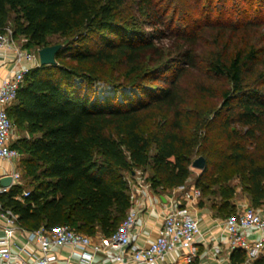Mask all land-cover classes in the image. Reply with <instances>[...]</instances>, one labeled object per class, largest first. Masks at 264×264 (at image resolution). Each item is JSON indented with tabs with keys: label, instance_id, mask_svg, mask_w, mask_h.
Listing matches in <instances>:
<instances>
[{
	"label": "trees",
	"instance_id": "obj_1",
	"mask_svg": "<svg viewBox=\"0 0 264 264\" xmlns=\"http://www.w3.org/2000/svg\"><path fill=\"white\" fill-rule=\"evenodd\" d=\"M9 23L26 49L62 45L55 64L25 74L8 108L21 180L0 203L23 230L68 225L108 237L130 206L126 175L149 167L151 188L173 189L189 179L195 152L206 161L195 187L218 198L217 215L236 212L234 179L249 206L264 203V0H0V32ZM114 64L122 81L105 72ZM188 72L211 97L206 82L218 81L209 122L186 106ZM98 81L116 92L98 98ZM217 120L225 151L210 135ZM231 259L240 264L244 252Z\"/></svg>",
	"mask_w": 264,
	"mask_h": 264
},
{
	"label": "built area",
	"instance_id": "obj_2",
	"mask_svg": "<svg viewBox=\"0 0 264 264\" xmlns=\"http://www.w3.org/2000/svg\"><path fill=\"white\" fill-rule=\"evenodd\" d=\"M37 50L23 48L15 38L12 29L5 27L0 32V68L9 63V57L15 65L0 79V159L15 164L11 184L0 187V193L7 192L11 185L20 183L21 172L18 169L20 152L11 147L15 125L8 115V108L14 104L17 91L22 86L25 74L40 65ZM128 182L130 206L117 229L108 237L93 241L92 237L75 231L68 225H61L53 230L43 227L29 231L30 238L39 244L40 255L31 261L15 257L9 247L0 248L3 264H59L52 253L54 247L70 245L83 249L81 261L89 264L93 254L112 249L108 254L118 264H162L169 253L177 252L181 263L193 264V244L201 237L199 221L193 213V205L200 197V191L185 183L173 188L180 198H175L163 217L156 238L145 248L132 244L131 231L143 208L140 197L151 187L147 176L138 171L136 178ZM23 196L28 195L24 190ZM0 217L5 223V234L10 238L14 229L23 230L17 223V216L0 203ZM227 243L231 250L240 249L245 254V264H253L264 250V203L258 207L245 206L224 219ZM25 231V230H23ZM256 231L258 238L249 239L247 233ZM87 249H89L87 251ZM187 250L188 252H183ZM181 252V253H180ZM18 258V259H16Z\"/></svg>",
	"mask_w": 264,
	"mask_h": 264
},
{
	"label": "crops",
	"instance_id": "obj_3",
	"mask_svg": "<svg viewBox=\"0 0 264 264\" xmlns=\"http://www.w3.org/2000/svg\"><path fill=\"white\" fill-rule=\"evenodd\" d=\"M8 61L9 63L0 68V79L8 70H12L15 66L11 62V57H9ZM14 165L9 161L0 159V178L6 175H12L15 168ZM18 169L20 170L19 167ZM137 173L138 170L133 172L129 180L133 181ZM144 173L147 176L148 173L146 170ZM175 198H180L179 193H174L172 189L161 190L160 188L153 189L151 187L140 197L139 200L143 203V208L131 231V241L135 247L145 248L156 238L163 217ZM232 203L236 210L250 205L246 195L235 194ZM193 213L199 221L201 231V237L193 244L195 252L193 264H232L231 255L233 250L229 248L227 243V234L223 224L224 217L217 215L210 204L204 203L198 205V201L193 205ZM4 228V220L0 217V248L9 247L15 257L27 261H31L40 255L39 244L30 238L29 231L14 229L12 236L7 238ZM247 236L249 239H256L259 235L256 231H250L247 233ZM91 237L93 241H100L106 238L100 233ZM82 252L83 249L70 245L54 247L52 250L59 264H86L81 261L80 254ZM112 252V249H108L106 253L96 252L93 254L89 264H118L109 257L108 254ZM183 252L188 251L183 250ZM178 263H181V257H179L177 252L169 253L162 262V264ZM0 264H3L1 259ZM13 264H17L16 261ZM240 264H245V254L244 260ZM253 264H264V250Z\"/></svg>",
	"mask_w": 264,
	"mask_h": 264
},
{
	"label": "rangeland",
	"instance_id": "obj_4",
	"mask_svg": "<svg viewBox=\"0 0 264 264\" xmlns=\"http://www.w3.org/2000/svg\"><path fill=\"white\" fill-rule=\"evenodd\" d=\"M230 6H233L234 8L235 3L231 2L229 4ZM7 27H9L10 29H12V24L9 23L7 25ZM146 29H150L147 26H145ZM242 29V28H241ZM217 31V29H211V30H206L205 32L207 34L213 35L215 32ZM251 31V32H250ZM249 32L252 33L253 30H250ZM261 31H264V29L261 28ZM16 41L21 44L23 46L25 40L23 37H18L15 38ZM167 41L165 40V43ZM24 48V47H23ZM32 50H36L35 48H32ZM105 68V72L106 74L110 75V78L113 77V79H116V81H122V77L120 76L121 73V67L119 65H107L104 67ZM201 79V76L199 75V73L197 72H188L186 73L183 77H181L180 79V84L181 87H183L184 89H187V98H186V106L189 108H195L197 109L199 112L203 113V117L206 119L207 122L210 121V119L213 118L214 116V110L210 111L209 109L212 107H215V109L220 108L221 106V100L219 99V95H218V90H216L217 86H218V81H207L206 83L209 84L212 89L214 88L213 92L214 93L213 97H211L209 94H204V93H199L193 90L194 88V83ZM148 86L151 87H157V86H163L164 84L157 82V81H149L146 82ZM115 87L110 84V83H106L105 81H98L95 83L94 85V92L96 94V96L98 98H105L107 96H112L116 91H115ZM123 90L128 93L129 90L128 88H123ZM117 97L118 99H120L121 97V93H117ZM207 111V112H206ZM212 123V122H211ZM212 125L214 126L213 130L210 132V135L213 137L214 136V145L217 146V149L220 151H225L226 146L228 144V140L225 136V133H222L219 129L220 127V123L219 120L214 121L212 123ZM233 127L238 128V126L233 125ZM206 129H199V132L204 133ZM243 131V130H242ZM20 136L19 131L15 128L13 131V141H15L18 137ZM154 151V150H152ZM202 156L199 155L198 153H194L191 157V163L194 159H196L197 157ZM208 171L207 173H211L214 170V166H213V159H210V162L208 163ZM145 170L147 171V173H150L149 167L145 168V169H138V171H141L143 174H145ZM190 170H191V174L189 179L186 181V185L188 187L190 186H194L195 187V181L196 178L200 175L201 170L200 169H196L193 168L190 165ZM147 174V175H148ZM130 175H126V178H129ZM232 185H236V194L237 195H245L242 191H241V187L239 184V180L238 179H234L230 182ZM197 188V187H196ZM199 189V188H198ZM200 191V189H199ZM200 199H203L205 201V203L208 204H212V202L214 201H218V198L215 195H209V194H202L200 191V197L197 201H199ZM233 200V199H232Z\"/></svg>",
	"mask_w": 264,
	"mask_h": 264
},
{
	"label": "water",
	"instance_id": "obj_5",
	"mask_svg": "<svg viewBox=\"0 0 264 264\" xmlns=\"http://www.w3.org/2000/svg\"><path fill=\"white\" fill-rule=\"evenodd\" d=\"M62 48L61 44H54L46 47L39 48L37 50L40 65L55 64V56L57 52ZM191 166L196 169L203 170L206 166V161L203 156H199L194 159ZM12 176L6 175L0 178L1 187H7L11 184Z\"/></svg>",
	"mask_w": 264,
	"mask_h": 264
}]
</instances>
